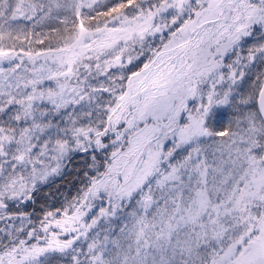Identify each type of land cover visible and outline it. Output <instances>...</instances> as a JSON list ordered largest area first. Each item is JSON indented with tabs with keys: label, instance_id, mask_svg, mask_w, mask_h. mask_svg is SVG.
Instances as JSON below:
<instances>
[{
	"label": "snow or ice",
	"instance_id": "snow-or-ice-1",
	"mask_svg": "<svg viewBox=\"0 0 264 264\" xmlns=\"http://www.w3.org/2000/svg\"><path fill=\"white\" fill-rule=\"evenodd\" d=\"M0 264H264V0H0Z\"/></svg>",
	"mask_w": 264,
	"mask_h": 264
},
{
	"label": "trees",
	"instance_id": "trees-1",
	"mask_svg": "<svg viewBox=\"0 0 264 264\" xmlns=\"http://www.w3.org/2000/svg\"><path fill=\"white\" fill-rule=\"evenodd\" d=\"M72 165L73 166L67 170L65 177H63L60 182L51 184L42 189L43 193L52 195L53 199L57 202V206H59L65 198L72 199L79 195L80 190L86 186L87 181L83 175L85 170L83 162L81 161Z\"/></svg>",
	"mask_w": 264,
	"mask_h": 264
},
{
	"label": "rangeland",
	"instance_id": "rangeland-1",
	"mask_svg": "<svg viewBox=\"0 0 264 264\" xmlns=\"http://www.w3.org/2000/svg\"><path fill=\"white\" fill-rule=\"evenodd\" d=\"M142 59H143V58H142ZM81 161H82V160H81V158H80L79 156H78V157H75L72 161H70L67 170H68L70 167L73 166L72 164H77V163H79V162H81ZM81 165H82V163H81ZM81 165H80V166H81ZM67 170H66V172H67ZM66 172H65L63 175H59V176L54 177L56 180H55L54 182H51L50 185H51V184H57V182H60V180H61L63 177H65ZM90 174H91V173H90ZM58 178H59V179H58ZM50 185H49V186H50ZM46 187H48V186H45L44 188H46ZM57 201H58V199H57ZM94 211H98V209H94Z\"/></svg>",
	"mask_w": 264,
	"mask_h": 264
},
{
	"label": "water",
	"instance_id": "water-1",
	"mask_svg": "<svg viewBox=\"0 0 264 264\" xmlns=\"http://www.w3.org/2000/svg\"><path fill=\"white\" fill-rule=\"evenodd\" d=\"M69 163H70V162H69ZM69 163H68L67 167L63 170V172H62L61 175H63V174L66 172V170H67V168H68V166H69ZM58 179H59V178H58ZM55 180H56L55 178H52L51 181H50V183H51V182H54Z\"/></svg>",
	"mask_w": 264,
	"mask_h": 264
}]
</instances>
